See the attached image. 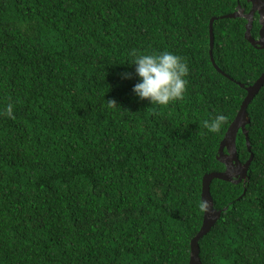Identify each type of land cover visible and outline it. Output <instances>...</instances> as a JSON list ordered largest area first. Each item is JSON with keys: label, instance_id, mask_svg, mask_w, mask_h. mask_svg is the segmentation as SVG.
Masks as SVG:
<instances>
[{"label": "trees", "instance_id": "obj_1", "mask_svg": "<svg viewBox=\"0 0 264 264\" xmlns=\"http://www.w3.org/2000/svg\"><path fill=\"white\" fill-rule=\"evenodd\" d=\"M246 0H0V264H189L202 181L264 72ZM214 21L210 59V20ZM258 14L251 35L259 38ZM179 54L183 99L133 92L132 50ZM131 73L124 77L123 73ZM243 85L244 87H242ZM117 105L109 107L106 100ZM13 105L14 117L3 113ZM224 113L219 132L205 119ZM245 182L213 180L221 212L202 264H264V86L247 109ZM226 152V151H225Z\"/></svg>", "mask_w": 264, "mask_h": 264}, {"label": "water", "instance_id": "obj_2", "mask_svg": "<svg viewBox=\"0 0 264 264\" xmlns=\"http://www.w3.org/2000/svg\"><path fill=\"white\" fill-rule=\"evenodd\" d=\"M251 3V9L246 14L244 9L238 6V10L233 14H229L224 16L223 18L234 19L238 17H244L247 19L248 23L246 26L245 38L247 41L260 49H264V0H246ZM258 14L260 17V22L262 27L259 31V38L254 39L251 35V29L253 25V19L255 15ZM217 18H213L210 20L209 24V37H210V59L214 66V68L221 72V70L216 65L213 49H214V21ZM244 87L243 85H241ZM264 86V72L263 74L256 80V82L247 87V96L244 98L240 110L235 117L234 121L229 126L223 141L220 144L218 161L223 163L226 167L223 172H213L210 174H206L203 177L202 181V202H207L204 207V219L203 224L200 231L191 241V257L189 264H202L200 260V247L199 241L203 236H205L215 225L217 220L221 216V212L217 211L213 207V197L211 195V184L213 180H222L225 182H230L234 184H239L241 182H245L248 179V171L251 166L252 161L254 160V155L251 154L250 158L246 163H242L239 159L236 141L238 133L241 131L246 137V143L248 146V150L250 151V141L247 132V126L250 124L251 119L249 118L247 109L255 96L258 94L260 89ZM226 151V152H225Z\"/></svg>", "mask_w": 264, "mask_h": 264}, {"label": "clouds", "instance_id": "obj_3", "mask_svg": "<svg viewBox=\"0 0 264 264\" xmlns=\"http://www.w3.org/2000/svg\"><path fill=\"white\" fill-rule=\"evenodd\" d=\"M131 55V64L135 66V74L139 77L132 90L138 98L147 99L151 105L158 106H166L183 99L187 90L189 66L179 54L168 50L137 53L133 49ZM122 75L127 78L131 73L125 72ZM106 101L109 107L117 105L114 100ZM3 113L14 117L13 105L7 104ZM226 119V114L221 112L203 120L202 125L209 132L216 133L222 129ZM206 203L201 202L199 207L204 208Z\"/></svg>", "mask_w": 264, "mask_h": 264}]
</instances>
